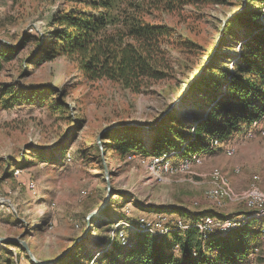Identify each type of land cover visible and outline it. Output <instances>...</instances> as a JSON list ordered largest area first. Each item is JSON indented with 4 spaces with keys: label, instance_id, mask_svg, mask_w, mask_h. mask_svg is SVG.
Here are the masks:
<instances>
[{
    "label": "rangeland",
    "instance_id": "rangeland-1",
    "mask_svg": "<svg viewBox=\"0 0 264 264\" xmlns=\"http://www.w3.org/2000/svg\"><path fill=\"white\" fill-rule=\"evenodd\" d=\"M76 3L80 5L76 0H0V46L2 42L17 46L13 57L0 66V237L25 240L39 258L56 257L83 233L86 214L95 208V203L103 201L108 182L112 193L115 189L114 200L110 199V209L94 222L90 236L82 243L83 252L96 256L102 248L111 247L109 241L115 240L117 229L123 230L131 244L129 236L138 232L164 235L157 230L159 216L170 228L165 234L190 226L183 216H177L178 212H162L157 208L185 206L195 211L212 206L226 212L244 209L239 196L252 184L264 189V135L261 134L264 115L256 119V126L252 122L246 132L235 133L231 143L221 141L216 149L188 156H195L188 172L170 173L139 154L107 151L102 142L104 134L100 135L106 126L115 123H154L197 72V62L203 59L206 49L214 47L222 22L241 6L242 0L187 4L175 12L156 11L154 20L168 23L175 28L176 37L191 39L198 46L189 52L177 43L171 45L175 75L137 93L112 81L92 82L66 55L48 61L29 60L36 48L35 38L48 27L51 14ZM25 32L28 40L23 43ZM236 35L226 41L220 59L228 60L226 54L236 56L245 37L240 29ZM43 84L55 89L54 93L28 94V88L37 89ZM19 87L27 92H18ZM7 89L10 92H6ZM60 90L65 92L63 104H57ZM200 90L202 88L176 108L177 125L191 127L197 116L204 115L202 111L207 106L200 105L203 104L201 95L197 96ZM203 90L208 92L207 87ZM249 131H253L254 136L248 137ZM155 134L153 129L140 128L137 135L149 143ZM61 143H66L67 149L65 154H56L57 162L29 157L35 148L51 150ZM228 145L233 148L231 153L226 152ZM178 153L181 150L165 152L174 163L188 158L178 157ZM25 155H28L26 165L17 164ZM197 167L204 171L199 172ZM214 167L228 178L232 189L231 198L221 204L207 195ZM10 171L13 175L6 176ZM31 181L36 183L35 192L28 187ZM120 191L123 196H119ZM241 215L246 214L219 218L220 225L230 227L233 221L252 218H236ZM141 217L148 218L152 230L139 231ZM179 221L186 226L179 227ZM256 224L261 230L264 219L257 218ZM219 228L202 233L205 237L213 231L227 233ZM263 235L261 230L248 256V259L255 258V263L263 259L264 264ZM109 238L111 240H106ZM99 239H102L100 243ZM20 245L15 240H0V264H32ZM79 250L81 246L75 252Z\"/></svg>",
    "mask_w": 264,
    "mask_h": 264
},
{
    "label": "trees",
    "instance_id": "trees-1",
    "mask_svg": "<svg viewBox=\"0 0 264 264\" xmlns=\"http://www.w3.org/2000/svg\"><path fill=\"white\" fill-rule=\"evenodd\" d=\"M76 1L80 5L76 3L51 14L48 27L35 38L36 48L29 60L48 61L66 55L92 82L112 81L137 93L175 75L176 64L171 58V45L177 43L181 49L189 52L195 51L198 46L191 39L176 37L175 28L168 23L154 20L155 12H175L187 4H213L225 0ZM255 3H259V7H255ZM260 4L264 5V0H248L246 8L226 24L217 54L206 71L191 85L184 101L202 88L197 94L203 99L200 105L207 106L202 111L205 112L202 117L197 116L191 127L181 123L177 125L174 111L152 128L156 134L149 143L137 135L140 131L137 126L116 127L104 133L102 142L105 149L121 154H139L146 159L159 157L171 150H181L178 157H188L218 148L210 145L212 137L229 144L235 133L251 128L252 122L264 115V7ZM237 29L245 35L241 39L240 49L233 58L226 54L228 60L220 59L219 54L226 41L237 37ZM27 40L25 32L23 43ZM212 49L205 50L203 59L197 62V69ZM16 50L17 46L12 43L2 42L0 66L3 61L10 60ZM204 87L208 88V92L203 90ZM35 89L28 88V94L35 96L55 91L48 84ZM17 90L27 92L23 87ZM64 94V90H60L57 104H63ZM13 95L17 97L16 93ZM28 149L32 147L28 146ZM66 149V143L51 150L35 148L29 157L57 162L59 156L56 154H65ZM47 152L51 155L47 156ZM27 158L28 155H25L16 163L26 165ZM8 175L12 176L13 172H7ZM99 204L97 202L93 207ZM109 209L108 205L105 212ZM156 210L178 212L177 216H183L190 226L164 235L138 232L129 236L130 245H122L117 239L109 238L111 247L102 248L98 256L83 252L85 245L80 243L56 264H97L99 261L101 264H246L261 234L255 217L225 234L213 231L206 237L195 226L197 221L208 215L227 217L249 214L251 211L246 206L227 215L212 206L195 211L185 206ZM20 246L30 258L25 248ZM80 246L81 250L75 252ZM262 261L260 259L255 264H263Z\"/></svg>",
    "mask_w": 264,
    "mask_h": 264
},
{
    "label": "bare ground",
    "instance_id": "bare-ground-1",
    "mask_svg": "<svg viewBox=\"0 0 264 264\" xmlns=\"http://www.w3.org/2000/svg\"><path fill=\"white\" fill-rule=\"evenodd\" d=\"M258 120V119H257ZM254 120L253 121V125L256 126L258 124V121ZM261 134L264 135V129H261ZM248 137H252L254 136L253 131H249L246 134ZM220 144V141L216 138V137H212L210 145L211 146H218ZM229 146V145H228ZM233 150L232 147H227L226 148V152L227 153H231V151ZM176 152H180V151H176ZM175 152V153H176ZM195 155V154H194ZM191 156L188 158L183 159L182 161H180L179 163H174V161L169 157L170 155L168 154H162L159 157H152V164L154 166H162V169L167 170V168L170 167V162H171V168L169 169L170 173H173L175 171H179V172H188L190 169V165L193 163L195 156ZM19 172V169L16 171V173ZM210 181H211V186L210 189L208 190V197L209 199L213 200L214 202H217L218 204H221L224 202L225 199H230L232 196V189H231V185L230 182L228 180L227 177H225V175L222 173V171L217 168L214 167L212 169V171L210 172ZM30 189L32 191H36V183L34 181H31L29 183ZM258 197H259V202L261 205L264 206V189H261L260 187H258L255 184H252L250 187H248L241 196H239V198H241L245 204V206L248 208L249 211H251L249 214L246 215H241L238 216L236 218H249V217H255V218H263L264 219V210H257V205H258ZM222 217H215V216H206V218L201 219V222H196L195 224L199 227L198 229L203 232L204 230H212L213 227H211L210 229H207V225L208 224H215L214 228H219V230L221 231H225L229 232L231 230V228H235L236 226L239 225H243L246 221H242V222H238L236 223V221L232 226L228 227L229 224H227V227H225V225H220L221 224V219ZM215 220V221H214ZM243 220V219H242ZM140 223H141V228H139V231H143V230H148V228H150V230H152V223L150 221H147L146 218L141 217L140 219ZM179 227H183L186 226L184 224H182L181 221L178 222ZM139 226V227H140ZM157 227L159 229V232L162 234H165L168 230H170V228L168 227V224L166 223H162V227L161 225L157 224ZM116 230V229H114ZM262 230V234H264V225L261 228ZM118 234H115V239L117 240H122V244L123 245H129V240H127L126 236L123 235V230L122 229H117ZM224 233V232H222ZM264 238V235H263ZM252 256V255H251ZM255 263V258L252 260V257H249L248 261L246 264H254Z\"/></svg>",
    "mask_w": 264,
    "mask_h": 264
},
{
    "label": "water",
    "instance_id": "water-1",
    "mask_svg": "<svg viewBox=\"0 0 264 264\" xmlns=\"http://www.w3.org/2000/svg\"><path fill=\"white\" fill-rule=\"evenodd\" d=\"M247 1L248 0H242V4L240 7H238L236 10H234L233 12H231L229 15H227V17L224 19V21L222 22L221 28H220V32L219 35L215 41L214 47L211 51V53L208 55V57L204 60L203 64L201 65V67L197 70V72H195V74H193L188 80L187 82L184 84L181 92L179 93V95L170 103V105L161 113V115L158 117V119L152 123V124H144L138 121H131V122H126V123H115V124H111L106 126L100 133V135L102 136V134H104L105 132H107L110 129L116 128V127H122V126H127V125H133V126H137L139 128H143V129H152L155 126L159 125L161 123V121L163 119H165L170 113L174 112L176 110L177 107H179L183 102L184 99L186 98V96L189 93V89L191 87V85L196 81V79H198L207 69L208 65L210 64V62L214 59L215 55L217 54L219 48H220V42L221 39L224 35V29L226 24L233 18L235 17L238 13L242 12L246 6H247ZM100 143V142H99ZM112 188H111V184L110 182H108V186H107V193L103 199V201L96 206L94 209H92L91 211H89L86 214L85 220H86V226L85 229L83 231V233L79 236L76 237V239L74 240V242L68 246L65 250H63L60 254H58L56 257L51 258V259H42L37 257L36 255H34V253L32 252L30 245L28 244V242H26L23 239L20 238H6V237H0V240L5 241V240H15L20 242L23 247L25 248V250L27 251V254L29 255L30 259L35 262L36 264H56L57 262H59L62 258H64L66 255H68L77 245H79L80 243H83L85 240L88 239V237L90 236V233L92 231L93 228V224L94 222L100 217L102 216V214L105 213V209L109 204V201L112 197Z\"/></svg>",
    "mask_w": 264,
    "mask_h": 264
},
{
    "label": "built area",
    "instance_id": "built-area-1",
    "mask_svg": "<svg viewBox=\"0 0 264 264\" xmlns=\"http://www.w3.org/2000/svg\"><path fill=\"white\" fill-rule=\"evenodd\" d=\"M162 167V166H161ZM171 168V162H170V167L169 168H167V170H169ZM28 187H30L29 186V183H28ZM257 210H264V206L263 205H261L260 204V202H259V197H258V205H257ZM145 218V217H144ZM146 219H148V218H146ZM156 219H158V224L159 225H161V227H162V219H163V217L162 216H159V217H157ZM171 220H177V219H171ZM214 225L215 224H208L207 225V229H210L211 227H214ZM185 227V226H184Z\"/></svg>",
    "mask_w": 264,
    "mask_h": 264
},
{
    "label": "crops",
    "instance_id": "crops-1",
    "mask_svg": "<svg viewBox=\"0 0 264 264\" xmlns=\"http://www.w3.org/2000/svg\"><path fill=\"white\" fill-rule=\"evenodd\" d=\"M197 154H199V155H201L200 153H197ZM196 167V166H195ZM194 167V168H195ZM197 170L199 171V172H202V171H204V169L202 168V167H197ZM197 172V171H196ZM198 174V173H197ZM206 207V206H205ZM222 211V210H221ZM236 211H238V210H236ZM226 215L227 214H229V213H232V212H234V211H230V212H226V211H223ZM101 240L102 239H99V243L101 242ZM106 240H108V239H106ZM101 244H103V243H101Z\"/></svg>",
    "mask_w": 264,
    "mask_h": 264
}]
</instances>
